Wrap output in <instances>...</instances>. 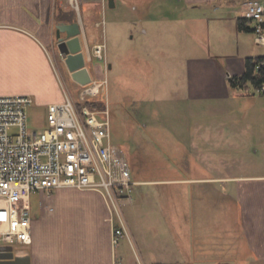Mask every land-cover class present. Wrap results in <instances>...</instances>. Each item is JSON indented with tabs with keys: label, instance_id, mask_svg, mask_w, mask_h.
Here are the masks:
<instances>
[{
	"label": "crops",
	"instance_id": "0c3cea01",
	"mask_svg": "<svg viewBox=\"0 0 264 264\" xmlns=\"http://www.w3.org/2000/svg\"><path fill=\"white\" fill-rule=\"evenodd\" d=\"M181 1L193 10L191 25L207 29L205 40L221 43L219 53L203 51L190 56L186 68L189 91L202 101L229 100L233 94L242 101L251 99L253 102L219 106V110L233 117L237 141L250 131L254 147L242 146L241 140L233 144L239 169L177 167L160 170L153 178L134 175L141 199L138 217L137 221L124 218L122 223L134 252L131 261L112 246L111 214L104 195L64 188L53 191L46 202L43 192L41 212L33 215L31 244L19 249V256L30 257V264H264V166L256 162L264 155V94L233 92L228 82L244 72L247 58L264 56V45L257 43L254 32L251 38L239 30L245 0ZM104 3L101 5L107 6ZM74 10L72 0H0V97H30L33 106L45 111V118L50 105L65 102L67 96L73 99L71 91L79 85L64 72L67 69L54 36L59 13ZM81 26L88 67L94 80H102L90 58L92 48L100 42L90 40L85 21ZM56 61L63 69L61 64L58 69ZM108 69H112L110 64L105 71ZM106 93L108 97V89ZM220 126L223 123L218 121ZM219 142L214 143L215 148ZM203 152L209 159L208 151ZM247 156L256 166L242 171L239 164ZM67 198L80 199L76 202L84 204V217L74 222L64 214L53 218L52 200L62 203ZM211 202L212 207L217 204L218 212Z\"/></svg>",
	"mask_w": 264,
	"mask_h": 264
},
{
	"label": "rangeland",
	"instance_id": "374dc122",
	"mask_svg": "<svg viewBox=\"0 0 264 264\" xmlns=\"http://www.w3.org/2000/svg\"><path fill=\"white\" fill-rule=\"evenodd\" d=\"M94 1L104 3V0H80L81 8L74 10L73 14L78 21H85L90 40L104 45L106 60L94 58L93 65L99 76L108 81V97L106 92H102L92 101H87L94 104L97 110H109L112 144L126 157L132 177L153 178L160 170H176L177 167L209 170L219 167L226 171L239 169L235 160L237 149L233 144L237 145L241 140L242 146L254 147L255 137L248 131L237 141L233 117L229 116V112L219 110V106L253 101L248 97L242 101L235 94L229 100L202 101L190 93L186 76L190 56L201 55L203 51L207 54L221 51V43L216 39L205 40V26L195 29L191 25L193 10L180 0H114L113 8L109 6L110 0H106L108 4L105 2L107 6L104 7L102 2ZM97 22H100L98 27ZM250 26H253L252 22ZM247 34L252 38L253 33ZM56 42L54 36V45ZM56 62L58 69L61 66L63 69L64 65ZM107 64L112 69L106 72ZM64 72L69 75L67 70ZM87 87L79 85L78 89L74 88L71 91L72 100L78 101ZM232 90L249 95L256 93L253 86L248 90ZM28 115L31 129L45 126L44 110L32 105ZM218 121L223 123V127H218ZM262 129L264 131L263 124ZM262 140L264 149V136ZM218 142L219 147L215 148L217 144L214 143ZM202 148L208 151L209 159L204 158L206 152ZM240 162L242 171L248 170L250 165L256 166L249 156ZM256 162L264 166V155ZM51 194L45 193L46 199L41 192L31 196L34 216L40 214L44 199L50 202L47 196ZM78 200L67 198L62 203L52 200L55 207L53 218L64 214V218L74 222L84 217V204L76 202ZM139 200L135 186L132 199H118L116 208L107 205L111 214L108 219L111 235L115 228L122 225L124 218L137 221ZM210 204L212 207L213 203ZM216 207L212 208L218 212L219 208ZM128 237L127 234L122 237L114 248L118 249L119 254H126L127 261H131L134 252Z\"/></svg>",
	"mask_w": 264,
	"mask_h": 264
},
{
	"label": "built area",
	"instance_id": "2783aa9c",
	"mask_svg": "<svg viewBox=\"0 0 264 264\" xmlns=\"http://www.w3.org/2000/svg\"><path fill=\"white\" fill-rule=\"evenodd\" d=\"M73 6L80 10V0H73ZM242 9L253 23L257 43L264 45V3L245 0ZM90 58L104 61V45L95 46ZM107 84L106 79H93L79 102L92 101L106 92ZM257 93H264V86ZM88 101L81 104L67 96L65 102L48 107L42 129H31L32 98L0 97V248L31 244L35 193L98 191L115 208L118 199H132L138 183L126 157L112 144L110 112L93 109ZM125 235L122 225L115 228L113 245Z\"/></svg>",
	"mask_w": 264,
	"mask_h": 264
},
{
	"label": "water",
	"instance_id": "95a60500",
	"mask_svg": "<svg viewBox=\"0 0 264 264\" xmlns=\"http://www.w3.org/2000/svg\"><path fill=\"white\" fill-rule=\"evenodd\" d=\"M109 6H115L114 0H110ZM82 34L80 21L59 23L56 26V45L67 71L74 82L87 86L92 83L93 76L84 52ZM20 253L13 246L0 248V264H30V257L19 256Z\"/></svg>",
	"mask_w": 264,
	"mask_h": 264
},
{
	"label": "trees",
	"instance_id": "16d2710c",
	"mask_svg": "<svg viewBox=\"0 0 264 264\" xmlns=\"http://www.w3.org/2000/svg\"><path fill=\"white\" fill-rule=\"evenodd\" d=\"M57 20L59 23H63L64 21L73 23L77 21L73 13H59ZM238 26L239 30L242 32H254V29L250 26V21L245 17L239 18ZM228 82L233 89L248 90L250 86H253L257 93V90L264 86V56L247 58L244 72L241 75L231 76ZM87 104L90 105L91 108L96 109V106L91 102ZM79 105L81 106V104Z\"/></svg>",
	"mask_w": 264,
	"mask_h": 264
}]
</instances>
